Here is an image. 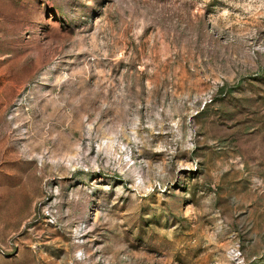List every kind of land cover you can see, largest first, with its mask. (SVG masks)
Returning a JSON list of instances; mask_svg holds the SVG:
<instances>
[{"label": "rangeland", "instance_id": "374dc122", "mask_svg": "<svg viewBox=\"0 0 264 264\" xmlns=\"http://www.w3.org/2000/svg\"><path fill=\"white\" fill-rule=\"evenodd\" d=\"M0 264H264V0H0Z\"/></svg>", "mask_w": 264, "mask_h": 264}]
</instances>
